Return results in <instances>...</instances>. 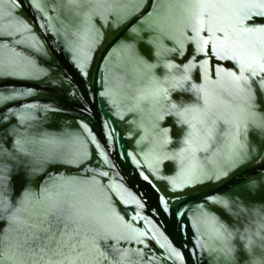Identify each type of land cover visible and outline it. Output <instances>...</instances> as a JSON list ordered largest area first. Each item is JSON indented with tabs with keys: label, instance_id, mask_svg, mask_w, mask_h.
Masks as SVG:
<instances>
[{
	"label": "water",
	"instance_id": "water-1",
	"mask_svg": "<svg viewBox=\"0 0 264 264\" xmlns=\"http://www.w3.org/2000/svg\"><path fill=\"white\" fill-rule=\"evenodd\" d=\"M0 264H264V0H0Z\"/></svg>",
	"mask_w": 264,
	"mask_h": 264
}]
</instances>
